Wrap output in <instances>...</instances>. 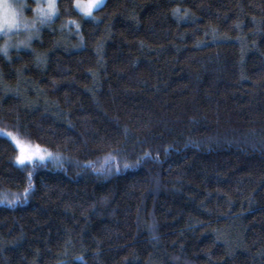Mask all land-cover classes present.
<instances>
[{
  "label": "trees",
  "instance_id": "obj_1",
  "mask_svg": "<svg viewBox=\"0 0 264 264\" xmlns=\"http://www.w3.org/2000/svg\"><path fill=\"white\" fill-rule=\"evenodd\" d=\"M75 1L0 55V131L64 157L0 133V264H264V0Z\"/></svg>",
  "mask_w": 264,
  "mask_h": 264
},
{
  "label": "clouds",
  "instance_id": "obj_2",
  "mask_svg": "<svg viewBox=\"0 0 264 264\" xmlns=\"http://www.w3.org/2000/svg\"><path fill=\"white\" fill-rule=\"evenodd\" d=\"M26 9L27 3L24 0H0V33L4 34V39L0 40V55L6 58L13 47L12 40L17 31L23 30L26 33L24 39L19 41L20 45H27L37 34L40 16L38 13L32 15Z\"/></svg>",
  "mask_w": 264,
  "mask_h": 264
},
{
  "label": "rangeland",
  "instance_id": "obj_3",
  "mask_svg": "<svg viewBox=\"0 0 264 264\" xmlns=\"http://www.w3.org/2000/svg\"><path fill=\"white\" fill-rule=\"evenodd\" d=\"M18 2H19V0H18ZM24 2H26L27 5H29V7H27V9H26L27 12L32 14V15H35V12L32 9L34 8L33 5L36 4V0H24ZM40 2L44 3V0H40ZM90 3H92V0H76L75 1V8L78 11H80L83 15H86L84 12V9H87ZM77 4H79V7L77 6ZM96 8H98V7H96ZM96 8H93L92 12ZM55 16L56 15H54L51 20H46L44 24H41V23L38 24V35L37 34L34 35V37L28 42L27 46L19 44V41L21 39H24L26 33H24L23 30L17 31L13 36V40H12L13 47H12V49L13 48L21 49V48L29 47L30 43L39 36L42 29L49 26L50 22L54 19ZM86 16H88V15H86ZM40 19H41V17H39V20ZM0 37L4 39V34L0 33ZM0 133L7 136L14 143L15 147L17 148V154L15 156V163L18 165L25 166V165L30 164V163L35 162V161H39V162L49 161V162H52L55 164V163H61L64 160V157L61 154L47 150V149H45L39 145L24 141L14 133L4 131V130H1ZM49 153H51V155H49ZM41 155L44 157L43 159H40ZM21 156L32 157V159L31 160L26 159L24 164H20L18 162V160H19V157H21Z\"/></svg>",
  "mask_w": 264,
  "mask_h": 264
},
{
  "label": "snow or ice",
  "instance_id": "obj_4",
  "mask_svg": "<svg viewBox=\"0 0 264 264\" xmlns=\"http://www.w3.org/2000/svg\"><path fill=\"white\" fill-rule=\"evenodd\" d=\"M105 2L106 0H92V3L89 4L88 8L84 9L85 14L88 16H91L92 9L103 5ZM35 5L36 7L33 8L32 10L35 13H38V15L41 17L40 19L41 24H44L46 20H51L52 17L59 12L58 0H44V3H41L40 0H36ZM77 6L79 7V4H77ZM27 7H29V5H27ZM176 11H178V9ZM37 35H38V31H37ZM49 155H51V153H49ZM43 158L44 157L41 155L40 159H43ZM26 159L31 160L32 157L21 156L19 157L18 162L20 164H24ZM125 167H129V165L125 164ZM29 180H31V174L29 175ZM29 187H31V183H29ZM8 203L12 204L13 201H8Z\"/></svg>",
  "mask_w": 264,
  "mask_h": 264
}]
</instances>
